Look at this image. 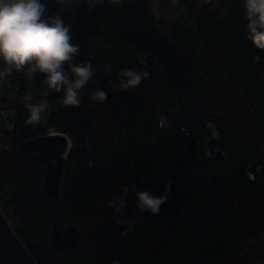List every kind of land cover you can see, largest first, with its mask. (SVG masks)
<instances>
[{
	"label": "trees",
	"instance_id": "1",
	"mask_svg": "<svg viewBox=\"0 0 264 264\" xmlns=\"http://www.w3.org/2000/svg\"><path fill=\"white\" fill-rule=\"evenodd\" d=\"M40 3L45 6L42 18L60 16L70 29V37L79 45L83 37L116 41L122 45H148L164 64L163 79L172 92L180 93L181 86L191 83L198 86L212 64L230 71L238 58H223L219 46L209 38L213 18L207 28L199 26L195 31L180 26L174 28L175 42H169L156 31L150 16L142 7L137 8L134 0L122 5L105 1L70 4L64 0H40ZM197 37L202 39L205 55L196 52ZM109 65L110 72L105 67L96 69L87 84L95 81L107 92V99L103 103L92 102L89 92L79 98L78 107L72 106L57 123L59 131L71 141L66 156V178L58 201L36 195L32 186L33 181L42 179L46 167L35 153L21 152L19 145L34 135L7 137L0 128L1 146L6 149L0 151L1 180L5 186L28 193L0 194V249L9 251L13 257L10 262L0 260V264H84L87 257L106 264H136L138 252L127 239L141 224L147 229L144 264H155L162 259L177 233L179 241V212L184 205L199 199L201 189L190 170L181 168L187 156L181 138H171L173 130L154 134L153 138L162 144L161 150L143 149L139 141L125 139L121 150L112 145L101 154L100 168L89 164L84 154L87 150L79 149L82 137L91 138L92 145L95 141L110 143L114 134L135 130L147 113L143 104L151 102V82L144 79L135 88L120 90L116 87L120 79L118 73L131 68L119 61ZM197 70L202 75L192 82ZM20 81L26 82L27 78L22 76ZM192 142L193 138L187 140L190 152ZM210 177L215 184L238 185L250 210L261 221L260 234L264 239V183L223 175ZM166 184L170 185V190L158 214L140 211L136 193L147 191L158 197L164 193ZM125 188L128 191H124ZM121 199L126 204L117 213L115 208ZM109 201L113 202L112 206H108ZM37 215H64L77 220L80 227L78 248L56 253L51 246L49 249L31 246L29 250L34 258L28 255L11 229L17 232L20 224Z\"/></svg>",
	"mask_w": 264,
	"mask_h": 264
},
{
	"label": "crops",
	"instance_id": "2",
	"mask_svg": "<svg viewBox=\"0 0 264 264\" xmlns=\"http://www.w3.org/2000/svg\"><path fill=\"white\" fill-rule=\"evenodd\" d=\"M74 1L90 3V0ZM142 9L150 16L156 31L163 24L199 27L213 18L209 38L219 46L223 58L238 56L231 69L236 75L230 77L225 68L212 64L190 96L172 92L165 81L152 84L151 102L143 104L150 105L151 111L145 113L135 130L122 133L124 139L139 141L143 149L161 150L162 144L153 138L154 134L186 124L203 141L196 152L208 176L243 178L244 166L250 165L254 180L264 183V169L256 171L264 165V50L257 49L246 38L243 0H179L176 6H171L169 0H142ZM111 45L116 56L107 65L117 60L130 68L133 54L120 58L123 45ZM209 123L212 128L207 126ZM213 128L219 133L218 138H213ZM215 145L225 149L224 157L208 155L207 149ZM111 147L109 142L95 141L87 150L90 152L84 154L89 164L100 168L101 154ZM181 168L190 170L187 158L182 160Z\"/></svg>",
	"mask_w": 264,
	"mask_h": 264
},
{
	"label": "built area",
	"instance_id": "3",
	"mask_svg": "<svg viewBox=\"0 0 264 264\" xmlns=\"http://www.w3.org/2000/svg\"><path fill=\"white\" fill-rule=\"evenodd\" d=\"M64 1L70 4L75 3L74 0ZM105 2L122 5L125 0H119L118 3H111L110 0H105ZM134 2L137 8L142 7V0H134ZM210 24L208 21L202 26L207 28ZM178 26L184 30H196V27L192 25L186 27L184 25L163 24L158 26L157 32L167 41L175 42L172 30ZM197 38L196 52L205 55L202 39ZM86 40V37L80 38V44H84ZM70 43L79 45L74 37H71ZM114 43L118 42L101 40V44L105 47ZM123 48L124 52L120 58L126 54H133L134 63L131 66L137 71L147 72L148 76L145 80L152 84L164 81L163 70L165 66L148 45L129 43L124 44ZM70 63L81 64L76 56ZM63 67L70 78L74 79L69 63H65ZM5 68L6 65L0 61V71H4ZM227 74L234 77L236 72L230 70L227 71ZM200 75L202 72L197 70L192 77V82ZM22 76L27 78L26 82L20 81ZM45 79L46 76L43 73L36 72L29 77L27 69L18 71L14 68L7 75L0 77V128L7 137L30 135L36 137L51 134L52 131L62 133L59 131L60 126H57V123L59 118L72 106H62L60 103L64 96L63 90L50 92L44 96L43 93L46 91ZM94 86H96L95 81L86 85L81 90L79 98L87 95ZM196 88L197 85L194 83L183 85L180 87V93L193 94ZM28 94L32 95L31 101L24 99ZM41 100L47 101L49 106L42 114V122L40 124H27L29 110L25 104L37 103ZM143 109L148 112L152 108L145 104ZM170 135L171 138L176 136L181 138L183 151L190 161V174L198 180L201 189L199 199L184 205L179 212L180 237L177 249L181 264H264V239L260 234L262 224L259 217L250 210L245 202L238 185L230 182L215 184L213 179L206 174L200 155L196 152V148L202 145L203 141L195 136L186 124H180ZM189 138H193V142L190 144L191 152L189 151V143H187ZM123 140V135L116 133L110 143L117 150H121ZM1 141L0 151L6 150L1 146ZM91 146L92 139L82 137L80 148L88 150ZM207 151L212 158L225 156V149L220 145L211 146ZM262 159L264 163V155ZM253 176L250 165H245L243 179L254 181Z\"/></svg>",
	"mask_w": 264,
	"mask_h": 264
},
{
	"label": "clouds",
	"instance_id": "4",
	"mask_svg": "<svg viewBox=\"0 0 264 264\" xmlns=\"http://www.w3.org/2000/svg\"><path fill=\"white\" fill-rule=\"evenodd\" d=\"M99 0H90L95 4ZM118 3L119 0H110ZM171 6H176L179 0H169ZM244 16L246 24V38L260 50H264V0H243ZM45 6L40 0H0V61L6 65L4 71H0V77L7 75L11 69L24 70L31 77L36 72L46 75L44 84L47 96L50 92H61L64 96L60 103L62 106L78 107L81 90L93 78L96 71L93 64L85 62L72 64L73 58L79 52V46L70 43L69 27L66 26L60 16L43 19ZM69 63L73 78L64 70V64ZM105 70L110 72L111 65H106ZM120 79L116 87L127 90L137 87L148 76L147 72L135 69H121L118 73ZM92 102L103 103L107 99V92L96 88L89 94ZM25 100L31 101L32 95L28 94ZM29 110L27 124H40L42 114L48 109L47 101L26 103ZM208 127L212 128L209 123ZM219 133L213 128V138H218ZM264 169V165L258 166L256 171ZM247 172V170H246ZM254 178V176L252 177ZM135 191V186H132ZM170 185H165V191L160 196H153L147 191L137 192V207L142 212L158 214L162 204L167 201V193ZM124 191H128L127 188ZM112 206L113 202H107ZM126 201L121 199L115 211L125 206ZM118 223H121L118 221ZM129 226H131L129 224Z\"/></svg>",
	"mask_w": 264,
	"mask_h": 264
},
{
	"label": "rangeland",
	"instance_id": "5",
	"mask_svg": "<svg viewBox=\"0 0 264 264\" xmlns=\"http://www.w3.org/2000/svg\"><path fill=\"white\" fill-rule=\"evenodd\" d=\"M79 52L76 55L80 63L90 62L93 64L95 69L105 67L110 59H114L116 55L112 54L114 45L105 47L101 44V41L97 38H87L84 44H80ZM113 61V60H111ZM117 61V60H116ZM115 62V61H114ZM113 63V62H112ZM131 69L132 66H130ZM96 88L102 89L100 86H94L90 92ZM103 90V89H102ZM105 91V90H104ZM55 132H51L53 134ZM46 135V134H45ZM68 137V136H67ZM69 140V150L71 148V141ZM93 146V145H92ZM95 148V146H94ZM83 150L82 148H79ZM90 151H86L89 153ZM65 169H67L65 164ZM65 181V171L62 178V185ZM41 179L32 182L36 195L44 196L40 190ZM5 193L9 195H22L28 194L24 190H19L13 187L5 186L1 180L0 175V194ZM63 224V225H74L80 233V227L77 220L70 219L64 215L60 216H46L37 215L17 227V232L14 231L18 237L17 241L21 244L24 250L30 252V247L35 246L39 248L49 249L51 246V229L52 227ZM128 243L136 248L138 256L136 264H144V259L147 252V229L145 224H141L134 229L127 239ZM178 233L175 236L172 244L170 245L167 254L160 260H156L155 264H181L178 255ZM26 252V251H25ZM12 255L9 251L0 249V260H6L7 262L12 261ZM34 258V257H33ZM35 261V260H34ZM36 263V262H35ZM84 264H106L104 262L95 260L93 258H84Z\"/></svg>",
	"mask_w": 264,
	"mask_h": 264
},
{
	"label": "water",
	"instance_id": "6",
	"mask_svg": "<svg viewBox=\"0 0 264 264\" xmlns=\"http://www.w3.org/2000/svg\"><path fill=\"white\" fill-rule=\"evenodd\" d=\"M19 150L35 153L37 159L45 164L40 190L52 201H58L61 195L62 178L65 171L69 140L62 133L40 135L22 141ZM12 234L18 239L16 233ZM80 243V233L74 225L58 224L51 229V248L53 252L76 250ZM28 255L30 253L25 250ZM31 256V255H30Z\"/></svg>",
	"mask_w": 264,
	"mask_h": 264
}]
</instances>
